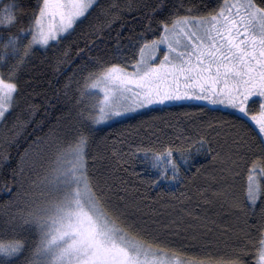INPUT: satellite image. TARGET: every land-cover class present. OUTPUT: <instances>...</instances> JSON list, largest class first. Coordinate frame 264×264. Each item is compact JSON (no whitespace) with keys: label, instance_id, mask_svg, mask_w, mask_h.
Returning <instances> with one entry per match:
<instances>
[{"label":"trees","instance_id":"1","mask_svg":"<svg viewBox=\"0 0 264 264\" xmlns=\"http://www.w3.org/2000/svg\"><path fill=\"white\" fill-rule=\"evenodd\" d=\"M223 2L95 0L69 33L49 49L37 47L18 69L14 77L18 85L15 103L6 118L0 120V240L24 239L26 246L9 258L8 264H27L38 237L35 229L28 226L14 234L5 221L18 210H26V201L48 197L43 185L31 181L46 174L57 148L73 139L80 121L91 124L87 120L89 106L80 94L88 72L98 69L102 62H133L138 58L142 38L155 39L161 31L159 21L173 14L174 6L181 15L190 6L196 9L192 15H207ZM254 2L264 6V0ZM37 3L38 0H0V14L11 4L18 18L14 25L0 26V46L10 35L29 26ZM23 35L27 38L29 33ZM58 60L63 62L58 64ZM15 63L10 54L0 60V74L5 79ZM249 107L253 109L250 114L259 110L256 102ZM91 127L88 174L109 212L180 259L226 261L234 250L246 245L242 264H256L264 232L259 228V217H249L246 226L241 211L231 207L229 196L221 193H234L243 199L247 169L259 153L241 149L240 155L246 159L237 160L235 165L227 159H212L216 152L226 155L235 131H240L253 147L258 143L253 138L261 134L245 116L204 104L178 103L155 106ZM201 135L207 141L202 146L198 143ZM169 146L183 149V154L173 153L180 168L176 180L171 179L170 165L165 177L159 168L152 167L151 152L146 157L137 151L146 148L162 152ZM209 147L214 151L208 152ZM25 153L30 162L22 176L19 165ZM228 168L232 171H225ZM245 227L247 239L241 231Z\"/></svg>","mask_w":264,"mask_h":264},{"label":"snow or ice","instance_id":"2","mask_svg":"<svg viewBox=\"0 0 264 264\" xmlns=\"http://www.w3.org/2000/svg\"><path fill=\"white\" fill-rule=\"evenodd\" d=\"M93 4L94 0H38L29 26L3 42L0 60L10 54L16 63L7 79L0 74V120L6 118L15 103L18 85L14 77L18 69L37 47L49 49L63 38L62 34L69 33ZM195 10L186 7V14L181 15L174 6L173 14L159 21L160 34L151 40L142 38L138 58L133 62H102L98 69L88 72L81 96L102 89V99L95 98L93 111L87 116L91 124L80 121L73 139L57 148L46 174L31 181L43 185L48 197L26 201V210H18L5 221L14 234L25 226L35 229L38 238L27 264H181L175 253L150 242L119 215L109 212L88 174L91 125L166 101L196 99L222 104L248 116L258 126L261 135L253 138L258 141L254 147L240 131H235L226 155L216 152L212 159H227L235 165L237 160L246 159L239 150L259 153L247 169L243 199L234 193L221 194L228 195L231 207L241 211L246 226L249 217L258 215L259 228L264 229V6L254 0H224L218 10L207 15H192ZM17 20L14 5H6L0 14V26L14 25ZM25 32L29 33L27 38ZM252 102L258 103L259 110L250 115ZM206 142L201 135L198 143L202 146ZM137 151L146 157L151 152L153 168H159L166 177L170 165L171 179H179L180 168L173 153L183 154L182 148ZM207 151L214 150L209 147ZM29 162L27 153L21 156L22 176ZM241 231L247 239V227ZM25 246L24 239L0 240V256L4 257L0 264H8L9 258L20 254ZM245 251L246 245L234 250L226 261L208 259L192 264H242ZM256 264H264V232Z\"/></svg>","mask_w":264,"mask_h":264},{"label":"rangeland","instance_id":"3","mask_svg":"<svg viewBox=\"0 0 264 264\" xmlns=\"http://www.w3.org/2000/svg\"><path fill=\"white\" fill-rule=\"evenodd\" d=\"M95 1V0H94ZM63 35V34H62ZM95 98H100L102 99V89H93L90 91V93L88 95H85V100L89 106V110L90 111H93V104L96 103V99ZM178 103H198V104H204V105H207L208 107H212V108H220V109H224V110H229V111H233L237 114H240L242 116H244L242 113L238 112L237 110H234L232 108H227L225 107L224 105L222 104H211L209 103L208 101H205V100H196V99H192V100H176V101H166L164 103H155V104H152V105H149L145 108H138L137 110L135 111H132V112H128L126 113L125 115L123 116H116V117H113L112 119L106 121V122H103L101 123L100 125H103V124H107V123H110V122H113L115 120H118V119H121V118H124L126 116H129V115H132V114H136L140 111H143V110H146V109H149V108H152V107H155V106H161V105H170V104H178ZM258 104V103H257ZM258 113V111L256 112ZM254 113V114H256ZM251 115V114H250ZM257 129H258V126L255 125V123L248 117V116H245ZM259 131V129H258ZM44 187V186H43ZM178 260L181 261V264H192V262L190 261H186V260H183V259H180L178 257H176ZM256 262H257V258H256Z\"/></svg>","mask_w":264,"mask_h":264}]
</instances>
